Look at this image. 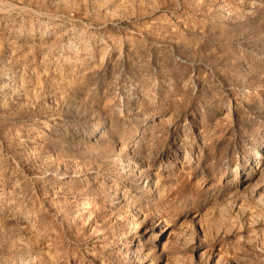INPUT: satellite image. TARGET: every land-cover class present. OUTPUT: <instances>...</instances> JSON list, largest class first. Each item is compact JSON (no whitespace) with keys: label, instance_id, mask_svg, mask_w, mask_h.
<instances>
[{"label":"rangeland","instance_id":"obj_1","mask_svg":"<svg viewBox=\"0 0 264 264\" xmlns=\"http://www.w3.org/2000/svg\"><path fill=\"white\" fill-rule=\"evenodd\" d=\"M0 264H264V0H0Z\"/></svg>","mask_w":264,"mask_h":264},{"label":"bare ground","instance_id":"obj_2","mask_svg":"<svg viewBox=\"0 0 264 264\" xmlns=\"http://www.w3.org/2000/svg\"><path fill=\"white\" fill-rule=\"evenodd\" d=\"M32 28H33V27H32ZM37 28H38V27H37ZM28 38H29V37H28ZM51 135H52V134H51ZM257 155H258V154H257ZM88 200H89V199H88ZM134 227H135V226L132 225V226H130L129 228L134 229Z\"/></svg>","mask_w":264,"mask_h":264}]
</instances>
